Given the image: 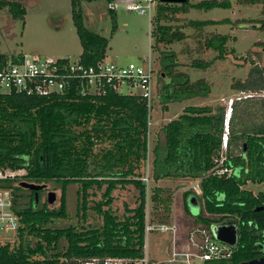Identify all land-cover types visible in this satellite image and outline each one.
I'll return each instance as SVG.
<instances>
[{"label":"trees","instance_id":"16d2710c","mask_svg":"<svg viewBox=\"0 0 264 264\" xmlns=\"http://www.w3.org/2000/svg\"><path fill=\"white\" fill-rule=\"evenodd\" d=\"M191 1L158 0L156 26L150 31L156 46L186 39L182 31L160 22L191 9L230 7L228 1ZM241 1L250 5L260 2ZM71 5L82 47L79 58L85 65H94L105 58L108 40L83 26L79 0H71ZM3 8L12 19H23L25 15V9L15 2L0 0ZM223 22L191 21L190 25L202 28ZM227 40L225 35H212L204 41V48L216 52V60H223ZM258 46L264 47V43ZM160 63L158 99L164 109L169 103L210 93L205 80L192 82L187 74L176 70L174 52H162ZM209 66L210 62L200 59L191 62L196 69L206 70ZM232 89L264 93V67L252 66L247 78L232 84ZM258 98L251 96L232 103L224 153L221 138L225 110L217 107L213 113L208 106L184 108L177 119L162 127V137L152 150L150 178L154 182L199 179L200 194L194 193L200 204L199 213L193 216L196 225L210 230L233 224L238 231L236 246H230V258L204 264H242L264 258V192L253 194L244 189L249 183L264 184V97ZM250 109L252 117L260 119L257 123L247 122ZM148 120L149 112L140 96L111 89L87 97L67 94L33 98L0 93V171H25L13 179L0 178V190L10 192L11 211L17 217L14 243H0V264H83L107 257L142 258L147 188L139 167L147 160ZM102 143L109 147L95 154L96 144ZM219 168L230 169L231 175H216ZM20 180L44 186L37 192L36 203V193L22 188ZM50 182L60 190L56 208H51L47 199L41 202L45 184ZM69 185L77 186L75 224H63L70 218L66 205ZM125 188L136 191L133 205L124 204L122 213H118L113 208L114 192ZM24 191L27 196L21 193ZM152 192L151 198L163 204L166 211L160 190ZM98 193V200L91 199ZM186 211L192 216L188 206ZM89 215L91 222L87 223ZM161 220L165 223L166 218Z\"/></svg>","mask_w":264,"mask_h":264},{"label":"rangeland","instance_id":"374dc122","mask_svg":"<svg viewBox=\"0 0 264 264\" xmlns=\"http://www.w3.org/2000/svg\"><path fill=\"white\" fill-rule=\"evenodd\" d=\"M15 2L25 9L23 19H12L7 8L0 9V55L10 57L12 55H26L30 57H51L57 59H69L76 61L82 52V47L76 33V27L72 18L71 0H1ZM201 0H192L198 3ZM228 1V9L215 8L211 10L191 9L187 14H177L171 20L160 22L169 25L173 30H180L186 35L181 42L170 45H155V39L150 31L156 26L155 14L152 22L148 16H140L131 13L126 5L116 0L111 12V4L106 0H79L82 14L83 26L91 33L98 34L108 40L105 59L108 62L126 65L129 63L141 64L143 58L149 53L154 60L155 75L153 79L154 98L149 112L150 126L148 129V161L142 162L139 167L140 175L149 173L153 161L152 150L161 137V129L164 125L178 118L186 107H211L213 113L217 107L223 108L225 113L230 101L237 102L238 98L252 95L253 99H261L264 93L254 94L251 92H239L232 89V84L244 81L250 68L254 65L264 67V47L258 46L264 43V0L250 5L241 0H217ZM225 21L220 24L207 25L202 28L190 25L191 21ZM250 23L254 25L251 26ZM250 24V25H246ZM212 35H225L228 40L225 45L227 56L223 60H216V52L204 48V41ZM151 46V47H150ZM162 52H174L176 55V70L181 71L194 82L205 80L210 87L207 97H199L172 102L167 109L160 104L158 94L161 89L160 81ZM200 59L210 62L206 70L191 67L193 60ZM122 94H136V90L121 88ZM250 104V103H249ZM248 105V107H250ZM253 110H247V122L257 123L260 119L252 117ZM108 143L96 144L94 153L99 154L108 148ZM224 153V149H223ZM148 167V168H147ZM148 169V170H147ZM25 174L24 170L0 171V178L13 179ZM26 182L20 180L18 183ZM18 185V184H17ZM45 191L41 195V202H46L47 194L53 192L60 197V190L55 183L45 184ZM159 189V198L166 202L167 210L160 202H155L153 189ZM244 189L253 194L264 192V184H247ZM76 185L66 188V205L69 219L63 224H75L76 217ZM27 196L28 192H21ZM136 191L125 188L115 191L113 208L122 213L123 205H133ZM148 196L145 211L148 219L154 223H161L165 217V224H175L177 234L175 240L171 233L151 232L145 237L144 251L152 264H183V259L178 257L172 259L173 247L177 252H185L187 247V235L193 228L199 227L195 224L193 216L198 212L187 213L186 207L190 206L194 193L200 194L199 179H165L154 182L151 178L148 185ZM99 193L92 197L95 201L99 199ZM93 203H91L92 205ZM59 200L52 205L56 208ZM200 205V204H199ZM91 222V215L87 223ZM4 227L10 225L9 221L3 222ZM202 228V227H199ZM15 231L0 229V243H14Z\"/></svg>","mask_w":264,"mask_h":264},{"label":"built area","instance_id":"2783aa9c","mask_svg":"<svg viewBox=\"0 0 264 264\" xmlns=\"http://www.w3.org/2000/svg\"><path fill=\"white\" fill-rule=\"evenodd\" d=\"M110 2L113 10V3ZM126 5V9L140 16H148L152 22L153 13L156 10L158 0H120ZM151 47V46H150ZM155 75L154 60L149 53L143 58L141 64L129 63L126 65L108 62L105 58L94 65H85L80 58L71 62L69 59H57L51 57H30L26 55H14V57H0V93L17 94L33 98H49L75 94L80 97L103 95L108 89L118 94L122 86L136 90L138 95L146 103L148 112L152 107L154 98L153 79ZM247 95L246 97H251ZM245 96L243 98H246ZM241 98H238L240 100ZM232 101L225 113L224 133L222 135V149H226L228 141V119L231 114ZM148 120V129L150 126ZM148 154L147 160L148 161ZM223 158L220 160L222 163ZM148 168V167H147ZM148 170V169H147ZM150 171V170H148ZM231 170L219 168L216 175H231ZM143 181L148 185L149 173L144 175ZM148 196V193H147ZM147 199V198H146ZM9 221L10 225L4 227L3 222ZM17 217L11 211V194L9 191L0 190V229L16 230ZM151 232L171 233L175 240L177 226L175 224L154 223L145 216V237ZM187 247L185 252H177L173 247L172 259H183V264H204L206 261L228 259L232 249L229 245L217 241L212 229L193 228L187 235ZM83 264H152L148 255L144 252L142 258H112L91 259Z\"/></svg>","mask_w":264,"mask_h":264},{"label":"water","instance_id":"95a60500","mask_svg":"<svg viewBox=\"0 0 264 264\" xmlns=\"http://www.w3.org/2000/svg\"><path fill=\"white\" fill-rule=\"evenodd\" d=\"M20 185L22 188L28 189L30 191H34L36 193L34 195L35 203H36L38 200L37 192L42 190L44 186L43 185L30 184V183H26V182H22ZM57 199H58V197L56 196L55 193L49 192L47 194V200L50 204L55 203L57 201ZM188 208H189L191 213L192 212L196 213L199 211V205H198V202H197L195 197L191 201L190 206ZM212 231H213V236L217 241L225 243L229 246H236L238 231H237L235 225H233V224L221 225L218 227H214L212 229ZM242 264H264V258L251 260L247 263H242Z\"/></svg>","mask_w":264,"mask_h":264},{"label":"crops","instance_id":"0c3cea01","mask_svg":"<svg viewBox=\"0 0 264 264\" xmlns=\"http://www.w3.org/2000/svg\"><path fill=\"white\" fill-rule=\"evenodd\" d=\"M211 21H217V20H211ZM146 253V251H144Z\"/></svg>","mask_w":264,"mask_h":264}]
</instances>
